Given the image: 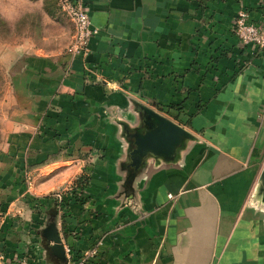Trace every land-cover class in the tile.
Wrapping results in <instances>:
<instances>
[{
  "label": "crops",
  "instance_id": "1",
  "mask_svg": "<svg viewBox=\"0 0 264 264\" xmlns=\"http://www.w3.org/2000/svg\"><path fill=\"white\" fill-rule=\"evenodd\" d=\"M263 1L85 0L100 28L87 58L28 42L12 50L0 157L4 264L27 254L30 264H67L35 234L36 197L41 228L54 221L77 256L98 249L88 264H264V209L254 200L264 50L233 31L241 6L259 17ZM138 103L198 140L175 158L145 156L129 183L126 131L142 126ZM189 104L197 112L188 120ZM70 183L57 214L49 195Z\"/></svg>",
  "mask_w": 264,
  "mask_h": 264
},
{
  "label": "rangeland",
  "instance_id": "2",
  "mask_svg": "<svg viewBox=\"0 0 264 264\" xmlns=\"http://www.w3.org/2000/svg\"><path fill=\"white\" fill-rule=\"evenodd\" d=\"M74 31V24L63 10L59 0H0V157L8 138L6 130L11 112L10 69L16 67V65L10 67L6 60L11 56L13 49L27 42L39 46L45 44L49 49L69 52ZM68 186L49 195L55 199L57 214L59 210H64V207L68 206L66 193L75 189L73 183ZM40 198L42 197L33 198L37 206L33 207L32 222L37 225L35 234L44 242L43 228L39 226L43 225L39 220L43 214ZM3 201L5 200L0 201V205H3ZM2 216L4 213H0V217ZM5 229L6 226L4 229L0 228V237L1 232H9V228ZM40 252L41 250L38 251Z\"/></svg>",
  "mask_w": 264,
  "mask_h": 264
},
{
  "label": "water",
  "instance_id": "3",
  "mask_svg": "<svg viewBox=\"0 0 264 264\" xmlns=\"http://www.w3.org/2000/svg\"><path fill=\"white\" fill-rule=\"evenodd\" d=\"M142 112V126L135 130H127L131 137V161L128 169L131 171L128 182H133V176L141 166L145 156L175 158L179 149L187 142H196L198 138L180 124L159 113L150 106L137 104ZM254 200L264 209V167L254 193ZM43 236L52 241L50 249L60 259H66L64 244L60 238L54 221L42 230Z\"/></svg>",
  "mask_w": 264,
  "mask_h": 264
},
{
  "label": "built area",
  "instance_id": "4",
  "mask_svg": "<svg viewBox=\"0 0 264 264\" xmlns=\"http://www.w3.org/2000/svg\"><path fill=\"white\" fill-rule=\"evenodd\" d=\"M242 1V0H238ZM63 10L74 24L73 41L69 53L74 56L87 58L90 54V42L100 32L91 19L85 0H59ZM259 17H254L252 11L246 6H241L235 17L233 31L244 44H251L260 50H264V1L259 6ZM184 116L189 120L196 112V104H189L183 109ZM31 181V180H30ZM170 198H173L170 195ZM67 264H88L97 255L98 249L92 248L76 255L72 247L64 245ZM30 254L20 259L21 264H30ZM6 260L5 252L0 248V264Z\"/></svg>",
  "mask_w": 264,
  "mask_h": 264
},
{
  "label": "trees",
  "instance_id": "5",
  "mask_svg": "<svg viewBox=\"0 0 264 264\" xmlns=\"http://www.w3.org/2000/svg\"><path fill=\"white\" fill-rule=\"evenodd\" d=\"M88 178L87 177H84L83 175L82 176H80L79 177V179H78V185L80 186V187H85L86 186V184L88 183ZM63 224H64V221H63Z\"/></svg>",
  "mask_w": 264,
  "mask_h": 264
}]
</instances>
